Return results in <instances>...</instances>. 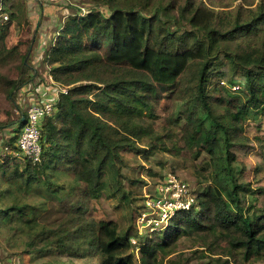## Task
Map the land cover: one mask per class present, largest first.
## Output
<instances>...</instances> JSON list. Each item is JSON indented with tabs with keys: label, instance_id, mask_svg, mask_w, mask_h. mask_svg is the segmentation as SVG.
<instances>
[{
	"label": "trees",
	"instance_id": "obj_1",
	"mask_svg": "<svg viewBox=\"0 0 264 264\" xmlns=\"http://www.w3.org/2000/svg\"><path fill=\"white\" fill-rule=\"evenodd\" d=\"M44 3L5 0L0 18V94L9 107L0 129L16 125L0 156L2 240L48 256L42 264H187L181 239L206 264H264V187L239 182L234 166V149L251 143L264 163V0L56 2L72 15L46 65L67 91L40 126V162L32 163L17 146L26 117L17 99L39 75L30 45L7 48L5 38L12 21L29 27ZM248 123H257L252 138ZM129 152L168 153L207 182L197 207L143 241L135 228L119 233L117 222L95 220L84 203L104 194L130 208L125 181H142L123 171Z\"/></svg>",
	"mask_w": 264,
	"mask_h": 264
},
{
	"label": "rangeland",
	"instance_id": "obj_2",
	"mask_svg": "<svg viewBox=\"0 0 264 264\" xmlns=\"http://www.w3.org/2000/svg\"><path fill=\"white\" fill-rule=\"evenodd\" d=\"M37 1V0H36ZM39 1V0H38ZM53 6L57 7L54 3ZM37 9L35 8V14ZM34 14V15H35ZM33 15V16H34ZM61 15V14H60ZM32 17V16H31ZM30 17V18H31ZM29 18V21H30ZM32 27L31 21L29 27L17 24L12 21L8 25V33L5 38L6 47H12L16 41L17 44L30 45L31 41L27 40L28 34H31L30 28ZM23 39V40H22ZM15 45V46H16ZM13 73H9L12 75ZM241 78H236L235 83L238 86ZM237 86L232 89H237ZM8 103L5 97L0 94V121L6 119L5 111H8ZM160 112L163 116L166 115L165 104L160 108ZM264 125V120H261ZM159 125L163 124L161 120L157 122ZM257 124V123H255ZM255 124L248 123L247 135L252 138L256 132ZM6 132L0 131V156L2 155V148L4 142H6ZM250 146L237 147L234 149L236 155L235 167L239 171L238 180L242 184L247 185L251 189H257L258 187H264V163L255 143H251ZM124 160L127 167L124 168L125 175L133 181L141 180V185L131 184L129 181H125V186L128 191L132 193L133 202L130 204V208L126 207L123 203H119L116 199H107L106 196L100 198L99 203L94 201H85V205L94 208L93 217L95 220L115 221L119 226V233H124L128 229L130 234L133 233L136 226V219L140 211H142L143 202L146 196L152 195L155 186L162 177L168 173L176 175L183 182H185L190 188L191 193L199 194L203 188L207 185V182L202 181L200 178L194 176V167L191 163L185 162L181 158H176L168 153H153L146 155L142 153L140 155H134L131 152L124 154ZM206 160L204 156L199 158L197 164L202 165ZM260 202H264V195L259 197ZM136 214H135V212ZM52 218H48L46 221L51 222ZM146 233L142 232V241L145 238ZM0 234V264H42L48 256L44 259L35 258L27 254H21L22 249L18 246H9L7 241L2 240ZM176 249L184 258H189L187 264H206L205 259L198 258L199 254L193 255L197 248L193 246L191 240L181 239L176 244ZM263 264V263H256Z\"/></svg>",
	"mask_w": 264,
	"mask_h": 264
},
{
	"label": "built area",
	"instance_id": "obj_3",
	"mask_svg": "<svg viewBox=\"0 0 264 264\" xmlns=\"http://www.w3.org/2000/svg\"><path fill=\"white\" fill-rule=\"evenodd\" d=\"M4 1L0 0V18L5 21L7 15L3 9ZM58 1L44 0L48 4ZM59 91L65 94L67 90L61 88ZM53 111L54 105L50 102L36 103L27 109L24 123L18 133L17 146L21 155L32 163L40 162V126L53 114ZM197 205L196 197L191 193L188 185L176 175L168 173L155 186L153 194L146 196L142 211L136 219V233L141 236L142 232L146 234L160 232L178 213L187 212ZM130 242L137 246L135 238L131 237Z\"/></svg>",
	"mask_w": 264,
	"mask_h": 264
},
{
	"label": "crops",
	"instance_id": "obj_4",
	"mask_svg": "<svg viewBox=\"0 0 264 264\" xmlns=\"http://www.w3.org/2000/svg\"><path fill=\"white\" fill-rule=\"evenodd\" d=\"M39 1L37 0V2ZM75 7L83 14L87 12L85 7L77 5H75ZM69 15H72L71 11L64 7L58 5L55 7L52 4L44 3L42 7L37 9L36 14L30 18L32 24L30 28L31 34L27 36V40L31 41L30 61L39 76L35 78L34 83L24 87L18 94L17 102L25 113L30 106L42 102L52 103L54 105L53 113L55 112V104L61 88L53 82L52 77L48 73L49 68L46 65V56L56 36L59 34L60 27L63 25L65 17ZM16 44L17 41L12 47ZM15 129L16 125L13 124L5 129H0V131L6 132V140H8L14 135Z\"/></svg>",
	"mask_w": 264,
	"mask_h": 264
}]
</instances>
